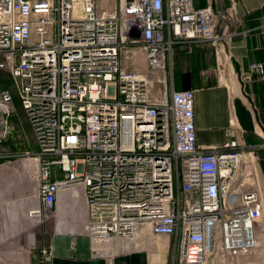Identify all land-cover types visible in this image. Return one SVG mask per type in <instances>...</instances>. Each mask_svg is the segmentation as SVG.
I'll use <instances>...</instances> for the list:
<instances>
[{
  "label": "built area",
  "instance_id": "2783aa9c",
  "mask_svg": "<svg viewBox=\"0 0 264 264\" xmlns=\"http://www.w3.org/2000/svg\"><path fill=\"white\" fill-rule=\"evenodd\" d=\"M234 13H217L213 0L202 8L194 0H0V71L38 147L2 146L16 132V108L13 93L0 90V160L34 171L37 214L80 187L92 243L147 229L175 238L172 264H234L257 248L264 198L247 159L255 147L202 148L195 92L169 91L178 44L212 46L219 78L231 80ZM238 76L245 86L264 82V63ZM41 254L52 261L50 248Z\"/></svg>",
  "mask_w": 264,
  "mask_h": 264
},
{
  "label": "crops",
  "instance_id": "0c3cea01",
  "mask_svg": "<svg viewBox=\"0 0 264 264\" xmlns=\"http://www.w3.org/2000/svg\"><path fill=\"white\" fill-rule=\"evenodd\" d=\"M194 4L202 8L208 0H194ZM213 4L217 13L235 6L239 20L231 25V31L239 34L230 48L231 80L219 78L212 46L178 44L169 70L173 80L169 91L195 92L197 142L202 148L222 147L233 140H238L247 154L255 147L247 159L264 198V82L245 86L238 76L251 63H264V0H213ZM6 75L7 79L1 78L0 90L14 95L16 112L11 122L18 135L16 143L6 145L14 152H37L29 121ZM31 172L23 160H0V264H172L175 238L154 236L147 229L130 239L92 243L85 231L87 203L80 187L60 193L50 212L54 222L42 226L36 220L39 216L32 215L39 207L38 196L35 204L27 199L31 177L36 181V193L38 189L36 175ZM256 231L257 248L234 264H264V210ZM46 248L53 253L50 263H42L41 252Z\"/></svg>",
  "mask_w": 264,
  "mask_h": 264
},
{
  "label": "rangeland",
  "instance_id": "374dc122",
  "mask_svg": "<svg viewBox=\"0 0 264 264\" xmlns=\"http://www.w3.org/2000/svg\"><path fill=\"white\" fill-rule=\"evenodd\" d=\"M114 2H115V0H110V4L111 5H113L114 4ZM143 68H145V67H143ZM142 68V69H143ZM6 74H8V73H6V72H0V82L3 80V79H7L6 78ZM9 75V74H8ZM10 77V76H9ZM1 78H2V80H1ZM10 79H11V77H10ZM11 82H13L12 80H10ZM17 105H19L18 103H17ZM19 106H21V105H19ZM13 117V116H12ZM11 117V118H12ZM11 121V120H10ZM17 134V131L16 132H13L12 133V135H11V137H10V139H9V141H5L4 143H3V145L2 146H6L7 147V145L6 144H8L9 145V142H10V144L13 142V143H16L17 142V140H16V138H15V136H18V135H16ZM26 141H27V139H26ZM25 141V142H26ZM8 142V143H7ZM18 142H21V138L19 139V141ZM11 150V149H10ZM11 152H14L13 150H11ZM34 174V171H32L31 172V176ZM32 179V180H31ZM31 179H30V184H31V190L29 191V193L27 194V199H29V201H30V204H31V202L33 203V204H35L36 202H37V193H36V181H35V178L34 177H31ZM34 207L35 206H33V209H34ZM42 209V213H41V215H34V216H39V217H37L36 218V220H39V222H40V224L43 226V225H45V224H52L53 222H54V218H52V216H50L51 215V213L49 212V210H45L44 209V207L43 208H41ZM50 216V217H49Z\"/></svg>",
  "mask_w": 264,
  "mask_h": 264
},
{
  "label": "bare ground",
  "instance_id": "6f19581e",
  "mask_svg": "<svg viewBox=\"0 0 264 264\" xmlns=\"http://www.w3.org/2000/svg\"><path fill=\"white\" fill-rule=\"evenodd\" d=\"M33 213H34V214H37V212H36V211L32 212V215H33ZM37 215H38V214H37Z\"/></svg>",
  "mask_w": 264,
  "mask_h": 264
},
{
  "label": "trees",
  "instance_id": "16d2710c",
  "mask_svg": "<svg viewBox=\"0 0 264 264\" xmlns=\"http://www.w3.org/2000/svg\"><path fill=\"white\" fill-rule=\"evenodd\" d=\"M1 82H4V81H1Z\"/></svg>",
  "mask_w": 264,
  "mask_h": 264
}]
</instances>
